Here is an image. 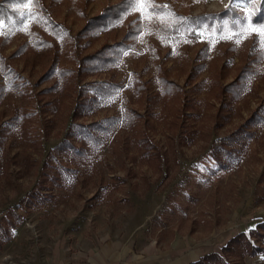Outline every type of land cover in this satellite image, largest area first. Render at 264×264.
<instances>
[{"label": "rangeland", "instance_id": "rangeland-1", "mask_svg": "<svg viewBox=\"0 0 264 264\" xmlns=\"http://www.w3.org/2000/svg\"><path fill=\"white\" fill-rule=\"evenodd\" d=\"M120 1L0 0V264L223 256L264 222V0H134L100 27Z\"/></svg>", "mask_w": 264, "mask_h": 264}, {"label": "trees", "instance_id": "trees-1", "mask_svg": "<svg viewBox=\"0 0 264 264\" xmlns=\"http://www.w3.org/2000/svg\"><path fill=\"white\" fill-rule=\"evenodd\" d=\"M136 1V0H135ZM134 0L131 3L132 6H135ZM128 0H122L119 3L107 7L100 17L96 19V22L100 25L102 28H108L111 22H117L119 21L126 13H128L130 9V5ZM134 4V5H133ZM3 6L0 4V11L3 10ZM129 8V9H128ZM126 9H128L127 12ZM1 19H7L6 16L0 15ZM176 21L169 28V33H177L179 31H186L188 26V23H184L180 15L175 16ZM181 18V19H180ZM201 16H194L193 18H189L190 21L196 22L201 21ZM142 29L141 25L138 23H132L130 31H128L125 39L123 41L117 42L112 45L104 46L100 51L84 58L81 62L82 69H85L88 71V69H99V68H105L106 66H112L118 62V59L122 55V53L129 49L131 45L136 41V39L141 34ZM88 66V67H87ZM85 70V71H86ZM248 74H242L240 76V82L241 80L247 78ZM173 85L172 83H170ZM236 87L239 84L235 83ZM96 88L99 87L98 85H95ZM235 86V85H234ZM87 87V86H86ZM92 88V87H91ZM93 89V88H92ZM233 88L232 90H234ZM80 92V91H79ZM240 94H236L233 97L238 98ZM81 98L84 100L85 108L89 110L91 108L90 105V99L87 97V93L85 92V88L81 91ZM68 142H65L67 144ZM61 149V148H60ZM72 149H74V145L72 143ZM49 164V163H48ZM47 168H50V173L54 170L53 164H49L46 166ZM48 173V172H47ZM44 173V177L48 178L50 181H56V179L50 174V173ZM39 187V186H38ZM7 229H4V232L7 233ZM252 240H255L254 243ZM264 253V222L258 223L255 227L251 228L249 233L242 232L232 238L228 244L223 248V256L217 254V253H211L204 257H202L199 261L194 262L192 264H246V258L251 257H258L259 255Z\"/></svg>", "mask_w": 264, "mask_h": 264}, {"label": "crops", "instance_id": "crops-1", "mask_svg": "<svg viewBox=\"0 0 264 264\" xmlns=\"http://www.w3.org/2000/svg\"><path fill=\"white\" fill-rule=\"evenodd\" d=\"M183 251H184L183 253L179 252V254H176V255L170 254L168 256H165L164 261L158 262L157 264H192L194 262L199 261L202 257L209 254V253L203 254V255L199 256L198 259L193 260V258L196 257V256H194V253L190 254V253L186 252L185 250H183ZM145 253L150 255L149 260L146 258L147 257V255H146L143 257L141 256L140 258L137 257V259H140V262L137 260H134V258H129V260H131V261H128V263H126V264H133L134 263L133 261H135V263H138V264H150V262L153 261L152 260L153 256L155 254H156V256H158V254L156 253V248L153 250L150 248V246L146 248ZM215 253H217V252H215ZM123 256H124L123 253L122 254L117 253L115 256H109V255L106 257L102 256L101 264H107L109 262L110 263L115 262L116 264H118V261H120V259Z\"/></svg>", "mask_w": 264, "mask_h": 264}, {"label": "snow or ice", "instance_id": "snow-or-ice-1", "mask_svg": "<svg viewBox=\"0 0 264 264\" xmlns=\"http://www.w3.org/2000/svg\"><path fill=\"white\" fill-rule=\"evenodd\" d=\"M129 4L133 2V0H128ZM253 31H259V32H264V28L261 29H253Z\"/></svg>", "mask_w": 264, "mask_h": 264}]
</instances>
